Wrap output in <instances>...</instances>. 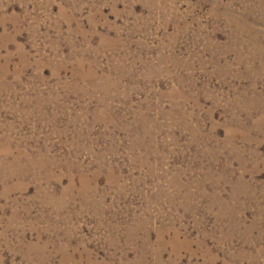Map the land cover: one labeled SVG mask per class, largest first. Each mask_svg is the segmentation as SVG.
Returning a JSON list of instances; mask_svg holds the SVG:
<instances>
[{
	"label": "rangeland",
	"instance_id": "rangeland-1",
	"mask_svg": "<svg viewBox=\"0 0 264 264\" xmlns=\"http://www.w3.org/2000/svg\"><path fill=\"white\" fill-rule=\"evenodd\" d=\"M0 264H264V0H0Z\"/></svg>",
	"mask_w": 264,
	"mask_h": 264
}]
</instances>
